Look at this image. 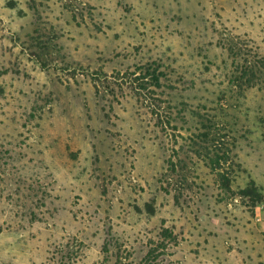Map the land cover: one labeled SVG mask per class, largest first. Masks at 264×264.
<instances>
[{"label":"rangeland","instance_id":"rangeland-1","mask_svg":"<svg viewBox=\"0 0 264 264\" xmlns=\"http://www.w3.org/2000/svg\"><path fill=\"white\" fill-rule=\"evenodd\" d=\"M262 64L264 0H0V264H264Z\"/></svg>","mask_w":264,"mask_h":264},{"label":"trees","instance_id":"trees-1","mask_svg":"<svg viewBox=\"0 0 264 264\" xmlns=\"http://www.w3.org/2000/svg\"><path fill=\"white\" fill-rule=\"evenodd\" d=\"M262 67L264 68V64H262ZM234 73H235V75L233 76V79L231 77V81H230L231 82L230 84H232L233 86L239 87V88H240V86H244L247 89H251L254 86H256V83H254V81H253L254 72L251 69L245 68V69L241 70L240 72L235 71ZM248 75H250L249 77H251L252 79L247 78L246 81L242 82V79Z\"/></svg>","mask_w":264,"mask_h":264}]
</instances>
